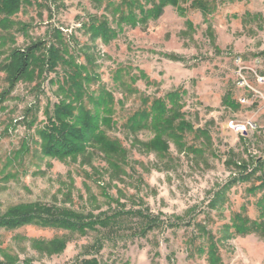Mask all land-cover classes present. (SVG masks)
<instances>
[{
  "label": "rangeland",
  "instance_id": "374dc122",
  "mask_svg": "<svg viewBox=\"0 0 264 264\" xmlns=\"http://www.w3.org/2000/svg\"><path fill=\"white\" fill-rule=\"evenodd\" d=\"M201 1L209 8L205 15L192 0H179L143 26L122 24L108 43L94 41L86 28L96 17L116 30L110 10L120 0H29L16 12L0 13V218L14 208L41 205L82 218L141 212L148 219L123 216L111 229L83 233L0 228V264L89 258L102 264H210L211 246L216 264H264L262 234L229 237L231 230L222 231L235 214L256 219L255 204L264 196L249 190L258 184L255 177L222 191L264 159V84L255 79L264 76V0ZM56 32L66 56L88 71L87 92L102 88L113 97L114 125L103 131L126 151L121 173L91 149L65 159L42 155L38 132L52 107L68 102L58 92L66 87V69L59 64L43 71L44 50L8 90L12 53L33 43L57 44ZM172 93L190 130H174L172 139L163 134L167 149L159 154L154 129L129 134L124 124ZM219 192L222 199L211 205Z\"/></svg>",
  "mask_w": 264,
  "mask_h": 264
},
{
  "label": "trees",
  "instance_id": "16d2710c",
  "mask_svg": "<svg viewBox=\"0 0 264 264\" xmlns=\"http://www.w3.org/2000/svg\"><path fill=\"white\" fill-rule=\"evenodd\" d=\"M28 1L0 0V13L16 12L20 4H27ZM92 1L99 2L100 0ZM138 2V0H120L121 6L110 10V14L115 18L116 30L109 27L110 25L105 18L98 20L96 17H92L86 31L91 34L94 41L100 40L103 43H108L116 37L117 32L122 28V24L132 28L138 25L143 26L149 19L156 20L162 14L165 6H177L179 0H145L146 4H151L148 8ZM192 4L204 15L209 11V8H206V2L192 0ZM55 37L57 44L44 47L41 42L33 43L24 50H16L12 53L11 58L15 64L11 68L12 73L8 76V90L12 89L13 85L28 73L32 58L44 50L45 55L42 56L44 60L43 71H53L59 64L66 69L63 83L67 88L60 85L58 92L68 102L59 101L57 105L53 106L47 117V126L38 132L42 155L65 159L85 155L91 149L103 154L108 168L121 173L122 166L127 159L126 151L118 141L110 140L103 131V129L111 128L114 125L111 120L113 97L102 88L98 89L97 92H87L86 87L91 81L88 71L84 66L76 64L70 56H66L67 52L59 32H56ZM43 71L40 70L41 73ZM178 100L177 96L172 93L167 94L163 99L152 101L147 109L137 111L128 118L124 124V129L129 134L146 128L154 129L153 144L155 151H159V154L165 153L167 145L161 140L163 134L172 139L174 130H190L189 126L181 120ZM86 105H90L91 108L88 109ZM254 165L249 172L243 169V172L237 178L231 179L222 191L228 190L236 181L247 182L253 177L258 184L249 190L254 193L264 191V159L256 161ZM221 199L222 192L215 194L211 205L214 206ZM255 206L257 210L256 219L250 220L235 214L230 225L222 226V231L228 234L231 230L229 237L236 234L247 235L252 233H259L264 236V196L257 200ZM123 216H139L144 222L148 220L141 212H117L112 216L82 218L81 215H75L66 210H56V214H54L50 207L30 205L29 207L14 208L8 216L0 218V228L38 225L83 233L87 230L111 229L118 223L117 220ZM50 244H54V241H51ZM100 247L97 246L96 249H100ZM206 253L208 263H219L216 248L211 246ZM74 264L102 263L95 258H89L79 260Z\"/></svg>",
  "mask_w": 264,
  "mask_h": 264
},
{
  "label": "built area",
  "instance_id": "2783aa9c",
  "mask_svg": "<svg viewBox=\"0 0 264 264\" xmlns=\"http://www.w3.org/2000/svg\"><path fill=\"white\" fill-rule=\"evenodd\" d=\"M241 73H240V70H239V75H240ZM255 74V73H254ZM255 79H256V81H257V83L259 84V85H263L264 84V76H260V75H258V74H255ZM238 85L240 86V87H242V88H244L245 86H246V82H245V80H244V78L242 77V76H240V81L238 82ZM241 101L243 102L244 100L243 99H241Z\"/></svg>",
  "mask_w": 264,
  "mask_h": 264
}]
</instances>
